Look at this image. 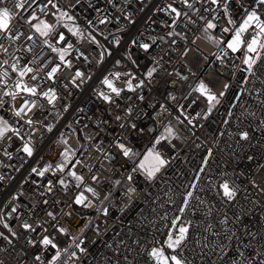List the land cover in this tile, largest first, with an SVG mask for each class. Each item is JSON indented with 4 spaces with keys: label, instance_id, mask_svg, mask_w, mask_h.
<instances>
[{
    "label": "built area",
    "instance_id": "2783aa9c",
    "mask_svg": "<svg viewBox=\"0 0 264 264\" xmlns=\"http://www.w3.org/2000/svg\"><path fill=\"white\" fill-rule=\"evenodd\" d=\"M61 3L66 5L69 0H61ZM164 3L165 0H127V3L125 0H116L117 6L113 7L107 0H84L75 10L74 14L81 28L88 29V20L96 24L93 34L104 48L111 51V55H105L103 63H97L102 49L87 41L77 43L75 38H71L76 47L89 56V62L69 57L73 59L74 67H79L85 73L84 82L80 83L79 88L75 87L68 83L71 70H63L58 74L59 78L54 85L60 98L54 105H47L45 102V109L35 112L34 119L39 123L23 126L21 134L24 140L12 136L10 140L0 141V176H3L0 180V206L9 201V207L19 205L20 220L29 222L49 219L46 212L53 211L60 222L71 229L72 235L78 234V227L89 216L94 218V223L105 224L106 230L103 232L95 228L86 230L83 238L88 252L81 256L77 264H127L125 256L131 264H152L146 255L148 248L157 241L162 243L166 239L171 220L179 215L183 194L189 190L197 172L204 166L205 171L200 173V179L196 181L197 188L193 190L194 197L182 214L183 222L191 221L190 238L181 249L184 258L191 264H239L242 260L260 264L264 260V124H261L264 106L258 101L264 100V96L258 98L256 90L264 93V60L256 67V74L249 76L248 83L242 85L243 77L248 75L241 71L245 67L242 64L243 53L229 51L223 64L217 60L216 55L222 54L220 49L224 45L218 48L204 38L203 21L198 16L194 17L197 19L195 24L185 18L178 21L174 29L161 26V21L170 18L155 9L163 7ZM176 6L180 7L179 0H176ZM255 7L254 0H231L230 13L239 24L244 8ZM96 8L101 11L96 12ZM205 15L209 18L217 15L215 22L220 27L228 26L227 17L223 16L222 10ZM104 16L111 22L98 24V19ZM126 16L134 23L125 19ZM169 31L181 35L168 36ZM209 34L223 40L229 36L222 33L220 28L210 30ZM250 35L251 33L246 34L245 38H250ZM154 36H162L164 39L156 40L148 53L130 43L133 39L152 43ZM114 37L120 38L119 46L112 43ZM128 55L137 60L139 69L127 59ZM117 60L120 61L119 65H116ZM153 61L159 62L156 65L157 73L154 74L149 89L142 93L145 96L143 101L135 100L132 93H124L117 101L120 105L117 108L105 103L97 95L103 75L128 70L142 75L148 66H153ZM177 72L188 76V80H180L175 75ZM169 73L173 75L170 76ZM89 76L90 80L87 79ZM173 80L177 81L175 85L172 84ZM200 80H204L217 93L222 90L224 83H228L230 88L207 119L197 118L191 125L185 120L184 124H180L175 119L179 115L177 104L185 105L189 116H195L207 107L202 98L188 107L192 98L197 96L196 93L188 96L189 86L194 87ZM242 86L247 90L236 101L234 97ZM44 87L47 88L48 85L45 84ZM168 93L175 95L176 101L168 100ZM185 96L188 98L185 99ZM13 103L18 105L21 101L18 99ZM161 104L166 105L171 116L168 112L157 115L161 112ZM128 105L133 108L131 114L125 112ZM65 106L68 107L67 112L63 110ZM229 111L231 115H228ZM0 115L9 118L10 123L16 120L7 112H0ZM117 115L122 119L117 121ZM169 121L176 133L175 137L171 139V143L164 141L156 146L167 164L151 181L139 171L132 173L133 167L142 159L145 151L152 147V137L162 133L164 125ZM133 123L137 129L143 128L145 132L141 134L134 131L131 128ZM49 124L53 125L51 132L45 128ZM121 124L124 125L123 128ZM33 129L36 131L33 132ZM240 131H248L247 141L239 139ZM29 134L33 146L32 157L20 151ZM61 134L67 138L68 145L59 142ZM117 140L140 155L134 157L135 160L124 157L116 147ZM65 147H70L76 153L73 160L82 161V164L72 170L83 175L85 184L96 190L99 196L96 203H100L111 192L110 201L105 202L109 207L108 217L97 215L93 208L68 206L71 197L78 191L71 187L75 182L70 177L67 178L70 184L67 193L56 185L46 197L33 195L37 184L41 185L39 191H44L42 185L49 179L55 181L59 173L55 176L46 174L44 178H40L31 173V168L61 162V153ZM209 150L212 155L208 157L205 166L203 161ZM5 152L11 153L12 158L9 159ZM248 157L252 159L249 160ZM129 173L134 176V185L126 179ZM93 176L98 179L94 181ZM116 180L121 183L114 184ZM223 180H228L239 190L232 203L225 202L219 195L218 185ZM33 181L37 183L34 184ZM133 186L136 187V192L129 199L124 193ZM21 193L24 195H20ZM14 195L19 199L11 200ZM197 196L203 203L195 199ZM43 199H48L49 203L45 205ZM33 204H36L35 208ZM61 209L65 212L72 211V216H64ZM225 216L230 223L219 224ZM236 216H240L241 220L237 221ZM10 223H13L14 230L20 235L18 239H13V245L0 240V247L8 249L7 252L0 253V259H3L4 264H37L34 255L39 249L29 245L26 238L31 236L36 239V235L22 232L19 221ZM225 228L236 232V237L228 240ZM0 230H3L2 227ZM67 239L57 234V241L62 247L66 246ZM225 245L229 255L221 258L220 247ZM50 254L51 252L47 253L49 256Z\"/></svg>",
    "mask_w": 264,
    "mask_h": 264
},
{
    "label": "snow or ice",
    "instance_id": "6c2138e0",
    "mask_svg": "<svg viewBox=\"0 0 264 264\" xmlns=\"http://www.w3.org/2000/svg\"><path fill=\"white\" fill-rule=\"evenodd\" d=\"M82 3H84V0H74V2L73 0H69V3L66 5L62 4L61 0H0V88H2V91H0V112H7L9 116L16 118L14 123H10L9 118H6L5 115H0V141L10 140L12 136L24 140V136L21 134L23 126H32L39 123L34 119L35 112L43 111L46 106L45 102L47 105H54L60 98L54 85L59 78L58 74L62 73L63 70H71L68 83L79 88L80 83L84 82L85 73L79 67H74L73 59H83L85 62H89V56L80 51L71 38H75L77 43L87 41L90 45H95L97 48L102 49L99 52L97 63H103L105 55H111V51L108 48H104L96 35L93 34L96 24L92 20L87 21L88 29L81 28L77 23V17L74 12ZM107 3L113 7L117 6L116 0H107ZM125 3H127V0H125ZM179 3L180 7H177L176 0H165L163 7L155 9L156 12L164 13L170 18L169 20L161 21V26L174 29L178 21L185 18L190 23L195 24L197 23V19H194V17L198 16V19L203 21L202 31L204 35L218 48H220V45H224V48L220 49V53L222 54L216 55L217 60L223 64L224 58L227 57L229 51L232 53H243L242 64L245 67L241 71L246 72L248 75L243 77L241 83L242 85H246L249 76L256 74V67L259 65V62L264 60V13L257 10L264 8V0H254L255 8H244L243 18L239 24L231 16V0H179ZM241 7L243 8L242 4ZM219 10H222L223 16L227 17L226 24L228 26L220 27L215 22L218 19L217 15H212L211 18L205 15V13L210 14ZM95 11L100 12L101 9L96 8ZM125 19H129L130 23H134L128 16ZM110 22L107 16L97 21L100 25ZM217 28H220L222 33L229 34L226 40L218 39L209 34L210 30L215 31ZM248 33H251V35L250 38L246 39L245 36ZM100 34L103 35V33ZM174 34L181 35L173 31L167 33L168 36H173ZM158 39L163 40L164 37L154 36L152 37V43L139 39H133L130 43L132 46L138 47L143 52L148 53ZM120 42L119 37L113 38L112 43L115 46H119ZM73 53H75L74 56ZM69 57H73V59ZM127 59L131 61L136 69L140 68L137 60L133 59L131 55H128ZM158 63V61H153V66H148L142 75H137V72L132 70L125 72L113 71L103 75L99 81L101 88L97 92V95L105 103L114 105L117 108L120 107L117 101L123 97L124 93H132L135 95V100L143 101L145 96L142 93L144 90L149 89L154 74L157 73L156 65ZM119 64L120 61L117 60L116 65ZM169 75L171 76L173 73H169ZM175 75L180 80H188V76H183L179 72L175 73ZM87 79L90 80L91 76L87 77ZM176 83V80L172 81L173 85ZM45 84L48 85L47 88L44 87ZM121 84L123 86H120ZM64 86L67 88V84ZM189 87L188 96H191L192 93H196L197 96L192 98L188 107L195 105L201 98L205 101L207 107L205 110L197 112L195 116H189L186 114L187 108L185 105L177 104L176 109L179 115L175 119L180 124H184L185 120L191 125L197 118L207 119L213 109L221 103V99L225 97L230 85L224 83L222 90L218 93L213 91L204 80H200L194 87ZM246 90L242 86L234 99L239 101ZM256 94L258 98L264 96V93H261L259 90H256ZM188 96L184 98L187 99ZM18 99L21 103L18 105L13 103ZM128 99H132V97H128ZM167 99L176 101L177 97L172 93H168ZM258 102L264 106V100H259ZM232 106L234 107L235 105ZM63 110L67 112L68 107L65 106ZM160 110L161 112H158L157 115H161L163 112H168L169 116L172 115L164 104L160 105ZM132 111L131 105L125 108V112L128 114H131ZM228 115H231V111H229ZM251 115L254 116L255 113H251ZM115 118L117 121L122 119L120 115H117ZM224 123H227V121H224ZM261 124H264V119H261ZM16 125H19V127ZM123 127L124 125L121 124V128ZM45 128L48 132H51L53 125H45ZM131 128L141 134L145 132L143 128L137 129L134 123L131 124ZM35 131L36 129H33V132ZM175 135L176 133L169 121L168 124L164 125L162 133L152 137V147L145 151L143 158L133 167L132 173L139 171L147 180H153L156 174L167 164V161L161 152L157 150L156 146L161 145L164 141L171 143V139ZM238 135L242 141L249 139L248 131H240ZM59 142L68 145V140L63 134H61ZM115 143L121 154L126 158L133 159L140 155L119 140ZM20 151L28 157L33 156L31 134H29L28 139L23 143ZM5 155L9 159L12 158L11 153L5 152ZM75 155L76 153L70 147H65L61 153V162L55 165L46 163L42 167L31 168V173L40 178H44L46 174L55 176L59 173L55 181L49 179L46 184L42 185L44 191H39L41 185L37 184L33 195L46 197L53 192L56 185L61 186L64 192L67 193L70 188L67 178L70 177L75 182L71 187H74L78 191L71 197L68 206L70 208L73 205L83 209L93 208L97 215L108 217L109 207L105 202L110 201L111 192L105 195L100 203H96V200L99 199L96 190L85 184L83 175L72 170L77 165L82 164V161L79 159L73 160ZM211 155V150H209L208 155L203 161L205 166L208 163V157ZM248 159L251 160L252 157H248ZM204 171L205 167L202 166L197 172L194 182L189 186V190L183 194L182 206L178 209L179 215L171 220L169 231L166 233V239L162 243L160 241L156 242L160 246H150L148 248L146 255L152 264H191L190 261L184 258L181 251L190 238L191 221L187 223L183 222L182 214L189 207L190 200L194 197L193 190L197 188L196 181H199L200 173ZM2 179L3 176H0V180ZM92 179L95 181L98 178L93 176ZM126 179L133 185L135 184L134 176L131 173L126 176ZM33 183L36 184L37 182L33 181ZM120 183V180L114 181L116 185ZM218 191L225 202L232 203L235 201L239 190L228 180H223L218 185ZM135 192L136 187H129L124 195L131 199V195ZM20 195H24V193ZM17 199L19 197L16 195L11 198V200ZM195 199L203 203L200 197L197 196ZM39 202L37 201V203ZM10 203L11 201L0 206V227L3 229L0 230V240L7 242L8 245H13V239H18L20 233L14 230V225L10 222L19 221V228L22 232L35 234L37 237L36 239H32L31 236L26 237L29 245L39 249L34 255V260L37 264H77L81 256L88 252L86 241L83 238L86 230L90 228H95L101 232L106 230L105 224H96L94 223V218L89 216L78 227V234L72 235L71 229L65 227L53 211L46 212V216L49 219H38L36 222H29V220H20L19 205L9 207ZM43 203L47 205L49 203L48 199H43ZM35 207L36 204H33V208ZM73 211H75L74 208ZM61 212L64 216H72L73 214L72 211L65 212L63 209H61ZM236 220L240 221L241 217L236 216ZM229 223L230 220L227 216L219 221L221 225ZM210 228L211 225H209ZM224 232L228 240L236 237V232L231 229L225 228ZM57 234L68 238L66 246L62 247L61 243L57 241ZM108 246L111 247V245ZM205 247H207L206 243ZM226 249L227 245L220 247L221 258L229 255ZM7 251V248L0 247V253ZM49 252H51L50 256L47 255ZM40 253H45L46 255L42 256ZM124 259L127 264H131L127 256ZM0 264H4L3 259H0ZM239 264H252V262L250 260H242ZM260 264H264V260H261Z\"/></svg>",
    "mask_w": 264,
    "mask_h": 264
},
{
    "label": "rangeland",
    "instance_id": "374dc122",
    "mask_svg": "<svg viewBox=\"0 0 264 264\" xmlns=\"http://www.w3.org/2000/svg\"><path fill=\"white\" fill-rule=\"evenodd\" d=\"M207 41L211 42L208 38L204 37ZM212 43V42H211ZM143 158V157H142ZM132 160H135V158H133ZM139 163V162H138ZM153 246H158L157 244L153 245Z\"/></svg>",
    "mask_w": 264,
    "mask_h": 264
},
{
    "label": "trees",
    "instance_id": "16d2710c",
    "mask_svg": "<svg viewBox=\"0 0 264 264\" xmlns=\"http://www.w3.org/2000/svg\"><path fill=\"white\" fill-rule=\"evenodd\" d=\"M259 10H260L262 13H264V8H259Z\"/></svg>",
    "mask_w": 264,
    "mask_h": 264
}]
</instances>
